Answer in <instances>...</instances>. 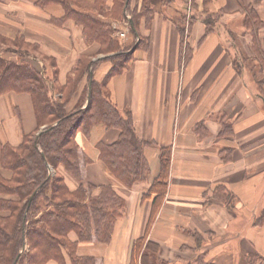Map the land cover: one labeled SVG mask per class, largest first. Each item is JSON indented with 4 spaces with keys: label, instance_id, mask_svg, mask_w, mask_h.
Instances as JSON below:
<instances>
[{
    "label": "crops",
    "instance_id": "1",
    "mask_svg": "<svg viewBox=\"0 0 264 264\" xmlns=\"http://www.w3.org/2000/svg\"><path fill=\"white\" fill-rule=\"evenodd\" d=\"M38 1L0 0V33L23 35L37 44L36 65L43 69L55 59L57 68H50L57 74L50 78L64 85L78 55L95 56L100 46L88 44L83 26L75 21L61 23L66 14L61 4L40 7ZM246 8L259 19L256 37L264 47V0H130V13L139 17L138 34L125 30L122 43L127 46L137 37L141 42L122 72L110 75L116 60L100 56L92 78L106 80L114 106L122 114L132 113L139 139L148 143L144 154L149 174L128 187L99 159L97 144L115 143L121 135L118 128L95 126L89 139L77 134L91 159L84 182L97 188L94 195L111 186L125 200L110 243H81L78 255L102 257L104 264H128L133 243L146 235L160 246L158 257L167 264H264V94L252 84L248 66L243 64L242 72L237 68L254 54L250 27L244 29L246 36L235 29ZM145 9L151 12L150 21L142 14ZM208 16L215 19L211 32ZM225 29L237 38L235 44ZM86 84L87 77L80 93ZM78 97L69 103V111ZM38 130L29 93L0 96V154L1 145L18 147L25 135ZM164 147L171 150L168 186L151 219L155 195L144 197L159 173ZM54 172L69 191L80 187L63 165ZM0 173L12 177V171L1 166ZM70 239L76 240V234Z\"/></svg>",
    "mask_w": 264,
    "mask_h": 264
},
{
    "label": "trees",
    "instance_id": "2",
    "mask_svg": "<svg viewBox=\"0 0 264 264\" xmlns=\"http://www.w3.org/2000/svg\"><path fill=\"white\" fill-rule=\"evenodd\" d=\"M121 1V13L116 19L130 25L131 34L137 35L139 17L130 13V0ZM52 3L61 4L66 11L62 24L75 21L83 26L87 43L96 42L100 44V52L112 55L111 60L116 62L110 75L126 68L130 52L141 42L140 37L127 46L114 40L110 25L96 17L102 10L96 7L95 1L39 0L37 5L45 7ZM105 10L112 19L110 13L117 11L115 3L110 7L106 5ZM142 14L150 21L149 10L145 9ZM255 18L259 28L261 24L256 14ZM206 23L209 31H213V21L206 20ZM0 39L13 43L5 50L0 49V96L12 91L29 93L39 130L47 120L51 121L46 129L25 135L18 147L1 145L0 166L12 171V177L6 179L0 173V264H47L51 260L67 264L66 255L70 264H104L102 257L80 256L77 249L81 243H110L125 200L111 186L101 187V192L94 195L97 188L84 182L91 159L76 142V135L79 131L87 134L98 125L118 128L121 135L115 143H99L97 148L99 159L128 187L148 178L149 165L144 154L148 143L139 139L132 113L122 114L111 102L106 80L98 82L92 78L95 67L87 57L78 55L66 83L60 85L46 77V67H36L37 44L28 43L23 35L11 38L0 33ZM6 51L16 55V61L4 58ZM118 59L122 60L118 62ZM49 60L50 66L56 69V60ZM81 71L82 75L77 77ZM56 74L57 70L54 78ZM84 75H88L85 94L69 111V102L74 95L79 96ZM52 90L60 95L58 100L52 98ZM225 129L226 132L227 127ZM170 155V148L161 149L159 173L144 197L151 199L155 195L151 219L167 191ZM59 165L81 182L76 191H69L63 177L53 174ZM71 233L76 234V240L70 239ZM159 248L145 235L133 243L128 264H167L158 257Z\"/></svg>",
    "mask_w": 264,
    "mask_h": 264
},
{
    "label": "rangeland",
    "instance_id": "3",
    "mask_svg": "<svg viewBox=\"0 0 264 264\" xmlns=\"http://www.w3.org/2000/svg\"><path fill=\"white\" fill-rule=\"evenodd\" d=\"M12 1V0H11ZM17 1H19V0H17ZM95 1V3H96V7L97 6H99V8L102 10V14L101 15H98V16H96L97 17V19L99 18V20H101V21H104V22H106L108 25H110V29H111V31H112V38L114 39V40H119L121 43H122V40L125 38V36H124V31L126 30V31H128V32H131V26L130 25H128L127 23H124V22H120V20L117 18L116 19V16H118L121 12V10H120V8H121V5H122V1L121 0H113L112 2H113V4L115 3V8H116V13H110V17L112 18V19H110L107 15H106V13L105 12H107L106 10H105V8H106V5L108 4V2H109V0H101V2L99 3V2H97L96 0H94ZM106 2V3H105ZM211 2V1H210ZM108 6V5H107ZM245 13H246V16H245V18H242V20L241 21H239L238 23H237V26L235 27V29H237L238 31H240V32H242V36H246L247 35V33L245 32L244 33V29H246V27H250V32H249V35L251 36V38L253 39V44L251 45L253 48H252V50H253V55H252V57H247L248 59L246 60V62L244 61H242V63H240V62H238V64H237V68L239 69V72H242V68H244L243 67V64H244V66H248L249 68H250V70H251V75H252V79H253V82H252V84H254V86L258 89V91L259 92H264V47H262V45L261 44H258V42H257V35H256V31H257V29H258V21H257V19L255 18V14L253 13V11L251 10V9H249V8H246L245 9ZM132 14H134V13H132ZM102 16V17H101ZM115 16V18H113ZM206 20L209 22V23H211V21H213V29H214V18H211L210 16H208V17H206ZM224 34H225V36H226V38L228 39V41L230 42V44H235V42H237V38H235L233 35L234 34H232V32H231V30L230 29H225V32H224ZM12 38V37H11ZM131 41V40H130ZM7 44V45H6ZM11 44H13L12 42H8V41H6V40H2V39H0V49H1V51L2 50H5V49H7V46H10ZM88 44H93V43H88ZM3 45V46H2ZM99 46H100V44H99ZM251 50V51H252ZM120 51H123V50H120ZM119 51V52H120ZM7 53V51L6 52H4V54H3V57L5 58L6 57V54ZM9 54H12V53H9ZM14 55V54H13ZM105 56V57H103V56ZM14 56H16V55H14ZM80 56V55H79ZM83 56H85V57H87L86 58V60L87 61H92L93 62V67H95L96 66V64H97V62L99 61V57L100 56H102L103 57V59L102 60H107V61H111V59L112 58H110L112 55L111 54H104L103 52H100V49H99V52H98V54L97 55H95V56H89V55H84L83 54ZM243 60H245L246 59V56L245 55H243V54H240L239 55ZM16 59H17V57H16ZM119 61L118 62H120V60H122V59H118ZM250 60V61H249ZM31 61V60H30ZM36 63V62H35ZM47 63H48V68H49V70H48V68L46 67V77H51V78H53L54 76V74H53V71L51 70V66H50V63H51V61L50 60H48L47 61ZM38 64V63H37ZM36 67H38V68H40V66L39 65H37ZM244 70V69H243ZM78 75V74H77ZM82 75V71L79 73V75L77 76V77H79V76H81ZM72 76H75V73H72ZM86 77H87V79H88V75L86 76V75H84V77L82 78V81H81V84H80V86H79V91H78V95H79V97L77 96V95H74V97L71 99V101L73 100V99H77V97H78V100H79V98L82 96V95H84L85 93H84V91L85 90H82V92L80 93V88H81V85L83 84V82H84V79H86ZM50 78V79H51ZM102 82H105V80H103ZM105 88H106V90H108V87H107V82H105ZM108 92H109V90H108ZM54 91L52 90L51 91V95H52V98L54 99V100H58L59 99V97H60V95L58 94V93H54ZM70 101V102H71ZM69 102V103H70ZM78 102V101H77ZM78 104V103H77ZM76 104V105H77ZM75 105V106H76ZM75 106L73 107V109L75 108ZM72 109V110H73ZM72 110H70V111H72ZM49 123H51V121L50 120H47L46 121V123H45V125H43L41 128H40V130L39 131H41V130H44V129H46L47 128V125L49 124ZM94 129V127L89 131V133H87V134H85L83 131H79V133H83L84 135H85V137L86 138H88L89 139V137L91 136V132H92V130ZM76 138H77V135H76ZM76 142H77V139H76ZM78 143V142H77ZM79 144V143H78ZM98 145V144H97ZM79 146L83 149V147L79 144ZM84 150V149H83ZM85 151V150H84ZM86 153V152H85ZM87 154V153H86ZM55 172H53V174H54Z\"/></svg>",
    "mask_w": 264,
    "mask_h": 264
},
{
    "label": "bare ground",
    "instance_id": "4",
    "mask_svg": "<svg viewBox=\"0 0 264 264\" xmlns=\"http://www.w3.org/2000/svg\"><path fill=\"white\" fill-rule=\"evenodd\" d=\"M111 88H112V85L109 86V89H111ZM116 231H117V233H116V237H115V239L113 241V243H114L113 249H115L116 244H117V239H118V235H119V232H120V226L117 227ZM113 261H114V258H113Z\"/></svg>",
    "mask_w": 264,
    "mask_h": 264
}]
</instances>
